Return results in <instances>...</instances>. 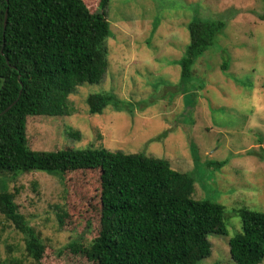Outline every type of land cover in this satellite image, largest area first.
<instances>
[{"label":"rangeland","instance_id":"rangeland-1","mask_svg":"<svg viewBox=\"0 0 264 264\" xmlns=\"http://www.w3.org/2000/svg\"><path fill=\"white\" fill-rule=\"evenodd\" d=\"M82 1L90 12L99 10V0ZM263 12V0H109L112 36L103 79L68 95L71 115L30 117L31 148H106L168 160L193 176V198L225 207L227 235H209L210 256L197 264H236L228 241L241 230L239 209L264 211ZM199 18L225 25L182 78L187 25ZM107 92L129 101L133 113L111 106L91 113L96 97ZM219 161L220 168L208 164ZM10 176L0 174V189H18L19 211L45 244L40 264H97L67 246L91 245L98 234L99 171H72L62 179L41 171ZM0 264H36L23 234L2 214Z\"/></svg>","mask_w":264,"mask_h":264},{"label":"trees","instance_id":"trees-1","mask_svg":"<svg viewBox=\"0 0 264 264\" xmlns=\"http://www.w3.org/2000/svg\"><path fill=\"white\" fill-rule=\"evenodd\" d=\"M108 3L99 0V10L90 12L82 0H0V174L16 179L41 171L62 179L72 171L97 169L98 234L91 245L69 243L68 248L97 264H197L210 256L208 236L227 235L228 230L223 204L193 198L190 173L141 153L30 146V117L71 115L68 95L80 85L103 79L109 64L107 40L112 36ZM259 18L264 20V12ZM224 25L201 18L188 23L189 42L179 60L182 78L190 76L195 59ZM91 106V113L108 106L133 113L129 101L111 92L98 95ZM190 149L197 166L199 155L192 141ZM208 164L220 168L224 163ZM17 191L0 189V214L23 234L26 254L40 264L45 244L19 211ZM239 216L241 230L228 241L230 257L236 264H259L264 258V211L241 208Z\"/></svg>","mask_w":264,"mask_h":264},{"label":"water","instance_id":"water-1","mask_svg":"<svg viewBox=\"0 0 264 264\" xmlns=\"http://www.w3.org/2000/svg\"><path fill=\"white\" fill-rule=\"evenodd\" d=\"M5 25H6V13H5V17H4V28H5ZM13 103H14V102H13ZM13 103H12V104H13ZM12 104H10V105L5 109V111H6L9 107H11Z\"/></svg>","mask_w":264,"mask_h":264}]
</instances>
